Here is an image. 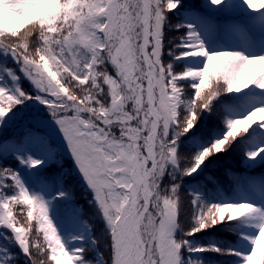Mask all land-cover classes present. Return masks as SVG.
I'll return each instance as SVG.
<instances>
[{"label":"snow or ice","instance_id":"snow-or-ice-1","mask_svg":"<svg viewBox=\"0 0 264 264\" xmlns=\"http://www.w3.org/2000/svg\"><path fill=\"white\" fill-rule=\"evenodd\" d=\"M245 2L253 10L264 9V4L257 9L254 0ZM211 3L220 5L222 0ZM179 4L180 0H0V51L15 59L43 94L36 99L49 108L92 190L106 225L109 252L104 264H202L185 258L181 249L188 241L175 235L183 203L179 184L162 189L160 178L170 164L178 166L177 137L196 126L200 110L210 109L220 91L239 92L252 85L264 89V55L209 53L195 31L181 37V46L191 49L182 55L205 56L202 68L175 72L171 62L162 61L165 13ZM189 79L197 81L191 85L195 91L190 99L180 83ZM16 92L0 87V119L22 102L21 97L31 98L22 89ZM259 112L264 106L228 119L224 135L203 148L184 173L191 175L214 153L225 151L253 124L264 127V116L253 120ZM260 152L264 147L248 156L254 159ZM28 163L35 167L41 161L29 157ZM6 180L11 183H0V226L11 230L32 264H93L86 259L89 249L66 246L45 200L32 194L16 172L0 168V182ZM8 188L15 190L9 194ZM197 200L194 194V207ZM14 204L28 206L29 227L18 226ZM253 215L259 230L243 264H264V210L251 203L201 206L194 216L196 227L186 234ZM33 220L39 228L30 240ZM212 250L220 251L214 246ZM10 258L0 255V264H9Z\"/></svg>","mask_w":264,"mask_h":264},{"label":"rangeland","instance_id":"rangeland-1","mask_svg":"<svg viewBox=\"0 0 264 264\" xmlns=\"http://www.w3.org/2000/svg\"><path fill=\"white\" fill-rule=\"evenodd\" d=\"M254 3L255 7L260 9L264 0H254ZM172 12L176 15L175 21L170 22L165 15L164 30L168 29V36H170L168 39L172 42V45H169V51H167L166 61L171 62L175 72L202 68L206 61L205 56L182 55L184 52L191 51V49L181 46V37L190 30L198 33L199 39L209 53L236 51L246 56L264 55V9L253 10L245 0H222L220 5L212 4L211 0H180L179 6ZM175 25H180V27L177 28ZM187 25H192V28L189 29ZM26 27H30V25ZM24 30L26 29L21 31ZM180 83L185 86V97L190 99L195 91L191 85L197 81L189 79L180 81ZM0 87H5L12 94H17L16 90L19 88L31 97H21L22 102L15 104L12 110L0 119V168L16 172L32 194L39 195L45 200L50 218L69 249L76 248L79 241H86L91 248L96 250L95 264H104L106 260L98 255L102 252L98 249V242L93 244V239L100 235L105 236L106 225L99 214L92 190L83 179L61 128L49 108L41 100L36 99V96L43 94L21 71L16 60L10 54H5L2 51H0ZM259 106H264V89L255 85L239 92L220 91L211 107H215L220 112L223 120L218 116L214 119L213 124L226 128L216 131L212 136V142L224 135L228 119L246 116L253 108ZM181 108L184 109V106L182 105ZM201 111L202 109L199 113L200 116ZM262 116H264V112H259L253 117V120L258 121ZM202 117L204 124L210 123L207 111H202ZM194 129L195 127L189 132L179 135V137L187 136L188 147L192 149V162L187 167L194 163L195 156L203 148L208 147L202 138L193 133ZM173 132L174 129L170 134ZM236 145L242 147L237 159L221 161L230 155L229 152H234ZM262 147H264V127L256 123L246 133H242L232 141L225 151L214 153L207 158L191 175L184 173L187 177L180 182L178 192L184 185L186 191L182 196L184 209L191 222V227L186 223V233L196 227L197 221L194 216L201 206L206 209L207 206L213 204L247 202L264 210V152H260L254 159L248 156L249 152L257 151ZM29 157L39 160L41 163L32 167L28 163ZM170 166L173 165L170 164L168 170L160 178L162 189H167L172 183V175L168 173ZM55 172L59 176L70 175L74 182H81L82 186L78 185L82 188L80 192L95 208L93 212L97 214V217L93 213L83 212L82 207L76 203L73 196L67 190L62 189L60 179L53 176ZM218 179L221 180L217 181ZM0 183L7 184L11 181L6 180ZM14 190V188L6 189L9 194H12ZM58 193H64V195L61 196ZM194 194L198 197L195 207L191 203ZM27 211V205H13L16 220L20 216L27 218ZM24 217L22 218L24 219ZM221 225L232 226L239 231V237L230 242L228 249L217 247L220 241L217 230ZM178 229L175 232L176 237L188 241V245L181 249L185 258L190 256L193 260L201 262L205 260L207 264H223L222 262L226 258H233V264H243L244 255L252 248L251 238L259 230L258 219L254 215L234 220L226 219L193 232L191 235L185 233L178 236ZM9 233L10 240L13 239L10 244L16 245L22 251L11 230L0 226L2 240L5 241ZM213 246L219 248L220 251L212 250ZM189 247L207 250L189 252Z\"/></svg>","mask_w":264,"mask_h":264},{"label":"trees","instance_id":"trees-1","mask_svg":"<svg viewBox=\"0 0 264 264\" xmlns=\"http://www.w3.org/2000/svg\"><path fill=\"white\" fill-rule=\"evenodd\" d=\"M184 3L185 2H183V5H185ZM165 15L170 22H172L173 20L175 21L176 15L174 12H172V11L167 12L166 11ZM177 17L179 18L178 15H177ZM168 35H169L168 29L165 28V30H164V43H163L164 53L162 54V60L164 62H167L166 61L167 51H169V47H170L169 45H172V42L169 41V39H168V37H170ZM202 111H207L209 113V122L210 123L204 124V122H203L204 118L202 117ZM202 111H201V116L199 115V117H198V121L196 123V126H195L193 133L197 134L199 136V138H202L204 141V144L209 146L212 143V136L214 135V133L218 130L225 129L226 127L213 124L214 119L217 118L218 116H220L221 120H223L222 115L220 114V112L218 110H216L215 107L210 106V109H202ZM176 145H177V153H178V162H177L178 166H170V170L168 173H170V175H172V183L180 184V182H182L187 177L184 174L183 169L186 168L188 165H190V163L192 162L191 157H192L193 153L191 151L192 149L188 147L189 145L187 142V136H185V137L184 136H182V137L178 136L177 141H176ZM240 150L242 151V147H239L236 145V149L234 150V152L233 151L229 152L228 154H230V155L221 159V161H224L226 159L236 160L240 154V152H239ZM53 176H56L55 177L56 179H60L62 189L67 190L73 196V198L76 200V203L82 207L83 212H85L86 214L93 213L96 215L95 217H97V214L95 212H93L95 210V208L92 206V204L89 203L88 198L84 197L80 192V189H82L79 187V186H82L80 181L74 182L73 178L70 175L69 176H59V175H57L56 172L53 173ZM220 180L221 179H218L217 181H220ZM172 183H170V184H172ZM184 187L185 186L182 185L181 190L179 191V195L181 197L186 192L184 190L185 189ZM182 191H184V192L182 193ZM85 193H86V191H85ZM182 201H183V197H182ZM184 211H185V209H184V202H183L181 205V211H180V216H179L180 227L178 229V233H179L178 236H180V234L182 235V234L186 233V223L188 224L189 227H191L190 226L191 222L189 221V218L187 217V211H185V213H184ZM22 217H24V216H20L17 219L18 226L22 225L24 227H29L28 218L24 217V219H23ZM37 230H38L37 222H36V220H33L31 222L30 240H32L33 237L36 236ZM217 231H218V237L220 238V241L218 242L217 247H219L221 249H228L230 247V242L237 240V238L239 237V234H238L239 231L236 228H233L232 226L221 225L220 227H218ZM8 235L9 236L5 241L0 238V255L10 254L11 258L9 260V264H32V261L29 259L28 256L25 255L24 252L19 250L16 245L10 244V242L13 239L10 240V233ZM39 238H40L41 243H43L42 232H40ZM95 239L98 242L97 245H98L99 251H101L103 253V257L105 258V260H108L109 250H108L107 245H106V237L100 235V236L96 237ZM79 247H84L86 249H89L86 253V259L93 261V264H95V260H96L95 251L96 250L91 248L89 243L86 241H79L76 248H79ZM222 263L223 264H233V258H226ZM202 264H207V263L205 260H203Z\"/></svg>","mask_w":264,"mask_h":264}]
</instances>
